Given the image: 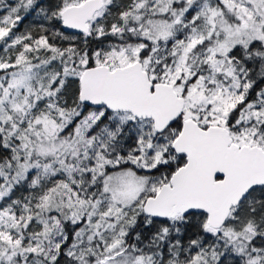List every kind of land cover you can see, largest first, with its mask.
<instances>
[{
	"label": "rangeland",
	"instance_id": "rangeland-1",
	"mask_svg": "<svg viewBox=\"0 0 264 264\" xmlns=\"http://www.w3.org/2000/svg\"><path fill=\"white\" fill-rule=\"evenodd\" d=\"M106 8L107 0H104L100 12ZM139 9L143 15H162L157 19L149 18L144 29L140 24L148 44L141 41L120 47L107 55L114 64H106L114 68L140 61L149 77L171 84L177 94L184 97L183 118H193L201 126L219 125L231 130L226 125L228 114L238 104H243L237 121L231 123L233 142L264 149V88L255 100L247 101L250 84L242 82V75L235 71L230 55L236 46L248 47L256 42L263 47L259 57L264 59V0H139L133 11ZM98 16L99 13L95 14L94 20ZM7 19L11 26L12 18ZM8 29L0 30V42L6 38ZM14 44L15 41L11 46ZM38 44L18 51L11 61L0 57V135L6 138L4 143L12 155L0 164V264L52 261L67 239L57 215L62 210H67L64 220L69 216L71 224L76 225L73 241L64 252L87 264L90 257L92 264H216L219 254L226 250L200 243L176 248L170 252L171 261H165L161 250L164 245L169 248L172 244H165L168 239L164 236L176 232L182 215L172 218L169 229H161L162 234L151 233L138 241H135L138 235H132L133 239L128 242L127 235L135 226L136 216L143 213L146 196L155 194L164 183L163 174L144 176L130 168L104 175L101 191L95 199H92L93 190H89L94 181L85 190H81L79 180L76 189L69 184L60 185L43 203V216L49 213L48 216L35 217L42 223L40 232L23 240L25 236L10 206L2 204V198L22 179L30 177L35 183L41 174L87 169L96 177L104 172L107 164L114 166L122 162L151 172L173 158L165 138L152 140L154 130L144 145L125 158L99 161V155L94 158L87 154L92 146L79 155L78 145L106 111L104 108L84 110L82 105L65 107L49 100L57 98L63 79L60 81V75L52 68V64L57 63L53 57L55 50L45 55L42 44ZM147 46L149 51L140 57ZM166 58L169 61L165 63ZM79 61L86 67L85 58ZM96 62L101 64L97 58ZM118 113L110 118L133 122L137 119L127 112ZM70 125L71 131L59 137ZM135 125L143 134L142 126L137 122ZM227 221L219 229L207 226L218 240L226 241L227 237L229 255L233 250L240 254L246 245L242 237L257 233L261 224L243 223L234 215ZM178 253L183 254L179 258L181 262L177 260ZM258 258L259 263L264 264V249L257 252L256 260Z\"/></svg>",
	"mask_w": 264,
	"mask_h": 264
},
{
	"label": "trees",
	"instance_id": "trees-1",
	"mask_svg": "<svg viewBox=\"0 0 264 264\" xmlns=\"http://www.w3.org/2000/svg\"><path fill=\"white\" fill-rule=\"evenodd\" d=\"M27 1L0 0V30L9 27L6 38H3V41L0 42V57L11 61L18 51L20 53L27 47L39 45L38 43L42 44L43 54L45 55L55 50L56 55H53V57L57 63H53L52 68L60 75V81L63 80L61 89L57 91V98L51 97L49 100L65 107H81L78 101V78L80 71L82 72L85 68L79 61L81 57L86 59V67L96 65V58L101 64H114V61L112 62L107 55L120 47L131 46L141 41H146L148 44L147 39L143 36L140 24L144 29V24L149 18L157 19L162 16L155 13L143 15L142 9L133 11L134 5L139 0H107L106 10L104 12H100V10L96 13V15L99 13V16L95 20L93 18L90 24V36L85 37L83 33L63 30L60 18V12L64 7L81 0H31L30 3H27ZM8 16L13 21L11 26L7 24ZM13 41H15V44L11 46ZM7 45H9V48L5 47ZM251 45L250 49L236 48L230 54L232 66L236 72L238 71L242 75V82L250 84L246 93L247 101L249 99L255 100L257 93L264 88V59L259 57V50L262 46L256 42ZM257 45L258 47H256ZM147 51H149V46L141 51L140 57H143ZM167 61H169V58H166L165 63ZM242 106L243 104H238L228 114L226 125L231 130L234 129L231 123L237 121ZM87 109L88 107L84 106V110ZM113 113L118 112L106 111L103 117L84 136L78 145L79 155L84 153L86 149L88 151L92 146V151L87 153L88 155L94 156V158L99 155V161L104 158L114 161L117 158H125L134 154L151 136L150 132H153L151 120L136 119L134 122L121 121L120 119L113 120L110 118ZM118 114L123 115L124 112ZM78 118L79 116L75 117L76 120ZM135 122L140 124V127L142 126V131L145 134L139 131ZM180 128L181 120L177 119L162 133H155L152 136V140L154 138L156 140L162 137L165 138L166 147L172 153L173 158L166 164L158 165L151 172H144L127 162L115 164L114 166H108L107 164L104 172L96 177L88 169L83 172L57 170L47 176L41 174L40 179L35 183L31 182L30 177L22 179L12 186L10 192L2 198V204L10 206V210L19 222L21 234L25 236L23 240H25L28 235L40 232L42 223L35 217L41 218L43 216L42 206L45 199L60 185L69 184L71 188L76 189V181L79 180L81 190H85L86 186L94 181L89 190H93L92 199H95L101 191L103 176L126 168L133 169L137 174L144 176L163 174V182L166 183L172 173L186 161L185 156L176 154L171 148V143ZM71 129V125L66 126L58 136L61 137ZM231 130L229 129L230 133H232ZM3 137L0 135V164L12 157L4 143L6 138ZM151 195L153 194H148V196ZM65 211L57 212V215L60 216L59 219H61L63 229L67 233L66 242L60 246L58 255L52 261H46L45 264H87L81 258H74L64 252V249L72 243L73 232L76 228V225L71 224V217L68 216L64 220ZM50 213L55 212L51 211ZM48 214L46 213L44 216H48ZM233 215L243 223L254 221L261 224L258 226L257 233L251 237H242V241L246 243L244 252L238 254L233 250L229 255L227 249L229 240H227V237L226 241L222 238L218 240L217 235L207 226L204 213L189 212L181 216L180 221H177L176 232L173 234L169 232L168 235L164 236L168 239L165 244H172L169 248L164 245L161 250L165 261L171 258L170 252L175 251L176 248L182 249V246L185 245L194 247L193 243H200L201 245L214 246L215 249L226 250L224 254L215 252L219 254V260L216 264H253V262L260 264V259L256 260V256L259 250L264 249V186H256L249 190L243 201L232 209L229 218ZM147 219H150V223H147ZM170 220L146 217L143 213L138 214L134 228L127 235V240L128 242L131 241L133 239L132 235H138L137 240L135 239V241H138L140 238H146L151 233L162 234L161 229H169ZM190 252H192L191 248ZM188 253L185 254L186 257H188ZM227 254L228 256H225ZM182 255L178 253L177 260L179 262H181L179 258ZM87 260L92 264V257L87 258Z\"/></svg>",
	"mask_w": 264,
	"mask_h": 264
},
{
	"label": "water",
	"instance_id": "water-1",
	"mask_svg": "<svg viewBox=\"0 0 264 264\" xmlns=\"http://www.w3.org/2000/svg\"><path fill=\"white\" fill-rule=\"evenodd\" d=\"M103 7L104 0H82L64 7L60 13L62 29L89 37V23ZM78 83L81 104L149 119L158 134L183 114L184 97L169 83H152L138 60L114 68L107 64L87 66ZM171 148L186 161L155 194L145 198L142 212L146 217L172 219L202 212L207 225L219 229L249 190L264 186V149L233 142L229 130L222 126L204 128L185 118Z\"/></svg>",
	"mask_w": 264,
	"mask_h": 264
},
{
	"label": "flooded vegetation",
	"instance_id": "flooded-vegetation-1",
	"mask_svg": "<svg viewBox=\"0 0 264 264\" xmlns=\"http://www.w3.org/2000/svg\"><path fill=\"white\" fill-rule=\"evenodd\" d=\"M62 11V10H61ZM61 13V12H60ZM74 33H76V32H74ZM78 33H82V32H78ZM262 34H264V28H263V32H262ZM252 47V45L251 44H249L248 45V47L247 46H243V47H238V46H236V48H239V49H250ZM256 47H258V45L256 46ZM235 48V49H236ZM254 48V47H253ZM262 49H263V47H261ZM149 75V74H148ZM150 78V80L152 81V83H158V82H162V81H160L159 79H157V78H151V77H149ZM185 100V99H184ZM78 101H79V99H78ZM80 103V102H79ZM81 104V103H80ZM83 107L85 106V105H83V104H81ZM89 108V107H88ZM105 109V108H104ZM106 110V109H105ZM183 113H184V109H183ZM189 118V117H188ZM178 119H180L181 120V123H182V120L183 119H185V118H183V114H182V116L181 117H179ZM193 119V118H192ZM197 122V121H196ZM198 123V122H197ZM201 126V125H200ZM208 126H210V125H208ZM202 127V126H201ZM207 127V126H206ZM205 128V127H204ZM229 130V129H228ZM230 132V131H229ZM230 136H231V133H230ZM231 138H232V136H231ZM232 141H233V139H232Z\"/></svg>",
	"mask_w": 264,
	"mask_h": 264
}]
</instances>
